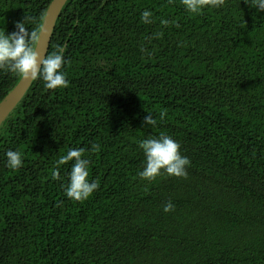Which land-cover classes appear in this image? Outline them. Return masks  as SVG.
Listing matches in <instances>:
<instances>
[{
	"label": "trees",
	"instance_id": "1",
	"mask_svg": "<svg viewBox=\"0 0 264 264\" xmlns=\"http://www.w3.org/2000/svg\"><path fill=\"white\" fill-rule=\"evenodd\" d=\"M52 1L0 0V30L26 17L40 30ZM57 46L69 86L36 80L0 130V264H264V12L68 0L48 55ZM20 79L0 70V103ZM162 132L190 160L186 179L139 178V142ZM75 148L100 185L80 202L62 187L73 162L56 168Z\"/></svg>",
	"mask_w": 264,
	"mask_h": 264
},
{
	"label": "clouds",
	"instance_id": "2",
	"mask_svg": "<svg viewBox=\"0 0 264 264\" xmlns=\"http://www.w3.org/2000/svg\"><path fill=\"white\" fill-rule=\"evenodd\" d=\"M257 12H264V0H244ZM185 10L191 14L199 15L205 9H219L224 7L225 0H181ZM152 12L145 10L141 13V21L145 24L152 23ZM24 22L15 25L16 31L6 34L0 30V70L8 72L30 81L42 80L44 87L49 90L63 89L69 86L67 73L64 70L68 63L64 53V47L57 46L56 51L41 58L35 50L36 42L40 38L39 28L29 30ZM167 24V21H162ZM167 111L159 112L163 120ZM157 121L149 113L145 115L143 124L155 126ZM139 148L143 151L144 166L138 172L142 180L152 181L163 174L175 178H187V168L190 160L181 155V145L172 136L160 133L159 136L149 137L139 142ZM93 152L100 151V145L92 146ZM6 166L11 170H17L23 166V153L20 150H8L5 153ZM73 162L67 176V184H62L66 197L80 202L87 200L99 189V182L90 179V160L85 158L83 149H69L65 155L56 161L57 170L60 166ZM54 178H58L54 174ZM174 210L171 201L163 206V211L169 213Z\"/></svg>",
	"mask_w": 264,
	"mask_h": 264
},
{
	"label": "water",
	"instance_id": "3",
	"mask_svg": "<svg viewBox=\"0 0 264 264\" xmlns=\"http://www.w3.org/2000/svg\"><path fill=\"white\" fill-rule=\"evenodd\" d=\"M68 0H53L46 12L35 50L43 58L48 56L58 19ZM35 81L21 78L15 88L0 103V130L7 119L23 101Z\"/></svg>",
	"mask_w": 264,
	"mask_h": 264
}]
</instances>
